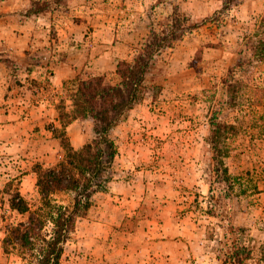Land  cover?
<instances>
[{"label":"rangeland","instance_id":"1","mask_svg":"<svg viewBox=\"0 0 264 264\" xmlns=\"http://www.w3.org/2000/svg\"><path fill=\"white\" fill-rule=\"evenodd\" d=\"M11 1L16 10L0 17L16 32L0 52V264H24L3 241L6 222L27 218L9 193L19 188L37 208L36 164L66 155L53 131L61 99L72 109L66 87L97 75L118 82L119 61L172 28L180 37L154 56L149 93L114 128L113 180L78 218L60 264H264V0ZM217 121L235 126L219 204ZM68 126L82 145L93 134L89 119ZM53 198L73 202L71 192Z\"/></svg>","mask_w":264,"mask_h":264},{"label":"trees","instance_id":"2","mask_svg":"<svg viewBox=\"0 0 264 264\" xmlns=\"http://www.w3.org/2000/svg\"><path fill=\"white\" fill-rule=\"evenodd\" d=\"M218 1L231 6L236 0ZM262 19L259 27H264V17ZM179 37L180 33L175 28L162 32L154 30L133 60L119 61V81L116 83L107 82L103 75H97L78 78L73 82V88L66 87L71 89L72 109L68 110L66 99L62 98L58 104L61 127L53 128L62 139L66 155L49 167L36 164L40 205L33 208L19 188L9 193L10 209L27 215V218L6 222L3 241L6 249L13 247L20 251L24 264H60L78 218L88 213L94 195L106 190L113 180L118 153L114 128L149 93L147 74L154 56ZM261 42L264 43V39ZM77 118L89 119L94 124L90 140L79 148L72 145L67 135V126ZM213 127L210 143L215 164L210 192L212 198L218 195L219 204L224 192L228 191L227 183L231 182L225 157L230 154L227 141L235 126L217 121L213 122ZM59 191L71 192L72 204L57 202L53 195Z\"/></svg>","mask_w":264,"mask_h":264},{"label":"crops","instance_id":"3","mask_svg":"<svg viewBox=\"0 0 264 264\" xmlns=\"http://www.w3.org/2000/svg\"><path fill=\"white\" fill-rule=\"evenodd\" d=\"M15 10H16V4H13L11 0H0V17H4L5 14L10 16L11 11H15ZM11 32L16 33L15 28H0V52L7 50L8 48H11V46L14 47L16 45L14 40H11L10 37ZM27 34L28 32L25 33V37ZM68 129H70V127ZM67 135L70 136L71 138L70 140H72V145H74L75 147H80L84 142V138L82 137H79V139L75 138L71 134L70 130H68Z\"/></svg>","mask_w":264,"mask_h":264}]
</instances>
